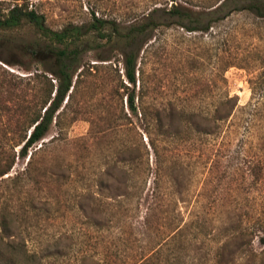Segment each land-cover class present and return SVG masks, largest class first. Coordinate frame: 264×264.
<instances>
[{"label":"rangeland","instance_id":"rangeland-1","mask_svg":"<svg viewBox=\"0 0 264 264\" xmlns=\"http://www.w3.org/2000/svg\"><path fill=\"white\" fill-rule=\"evenodd\" d=\"M16 1L53 30L86 24L92 12L128 26L174 2L196 11L217 3L0 0V8ZM26 33H0V147L16 143L5 90L32 106L43 89L44 69L21 49ZM86 43L49 131L0 181V215L14 221L4 235L42 264H264V21L237 12L208 31L159 27L139 51L134 86L115 46Z\"/></svg>","mask_w":264,"mask_h":264},{"label":"trees","instance_id":"trees-1","mask_svg":"<svg viewBox=\"0 0 264 264\" xmlns=\"http://www.w3.org/2000/svg\"><path fill=\"white\" fill-rule=\"evenodd\" d=\"M237 12L249 13L264 21V0H217L207 11H196L174 2L169 9L153 10L141 21L130 23L128 26L97 17L96 13L92 12L91 19L86 24L68 25L58 30L47 26L45 16L36 9H29L28 3L16 1L9 8H0V33L13 35L28 30V33L21 36V49L44 69L43 73L36 75L38 79L41 78L43 89L40 97L35 96L32 106L22 99V93L17 95L12 89L5 90L8 94L6 97L15 100L11 113L15 115L13 132L16 134V143L10 148L6 147L8 143L1 144L0 181L10 173L16 158H26L29 151L34 149L49 131L55 113L66 96H70L73 78L81 66L80 55L89 46L86 42L93 40L115 46V50L122 56L124 76L127 82L134 86L139 51L153 30L175 24L189 32L208 31L218 21ZM44 72L52 76L56 86ZM16 84L18 90L24 89L21 87V80L14 83L13 87ZM122 86L127 89V86ZM1 92L2 88L0 95ZM134 101V94H129L127 102L132 112H136ZM41 109L44 111L41 112ZM16 147H19L17 152ZM32 156L33 152L30 160ZM12 216L13 213L0 215V264H42L28 251L24 243L13 241L6 236L9 234L11 223L14 222ZM148 260L147 258V264Z\"/></svg>","mask_w":264,"mask_h":264}]
</instances>
